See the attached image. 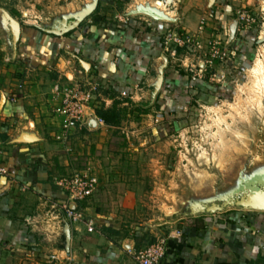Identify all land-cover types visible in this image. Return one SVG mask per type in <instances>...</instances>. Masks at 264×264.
Segmentation results:
<instances>
[{
	"label": "crops",
	"instance_id": "0c3cea01",
	"mask_svg": "<svg viewBox=\"0 0 264 264\" xmlns=\"http://www.w3.org/2000/svg\"><path fill=\"white\" fill-rule=\"evenodd\" d=\"M36 1L50 3L42 19L28 0H0V165L6 171L0 175V264H52L54 254L77 264H139L133 252L149 244L139 248L143 232L123 233L115 222L99 220L102 215L97 229L88 231L85 216L76 224L64 217L67 195L55 179L75 169L71 140L106 124L89 120L67 141L56 140L57 87L92 81L94 107H111L124 94L159 104L172 95L174 105L185 80L182 72H173L174 57L164 39L171 25L184 35L198 21H178L175 10H156L155 0L132 12L156 11L160 19L142 12V22L131 18L126 24L117 17L131 8L120 13L114 0ZM106 181L97 177V191L106 192ZM84 201L77 203L82 213ZM165 238L163 264H264V210L182 214ZM56 243L64 247L46 249Z\"/></svg>",
	"mask_w": 264,
	"mask_h": 264
},
{
	"label": "rangeland",
	"instance_id": "374dc122",
	"mask_svg": "<svg viewBox=\"0 0 264 264\" xmlns=\"http://www.w3.org/2000/svg\"><path fill=\"white\" fill-rule=\"evenodd\" d=\"M28 1L44 18L50 3ZM150 1L114 0L113 9L131 8L122 17L137 22L144 9L132 11ZM153 6L166 9L157 0ZM169 9L178 21H198L184 34V46L167 44L173 72L185 80L175 104L172 95L159 104L124 94L115 100L122 110L117 125L71 140L77 155L69 174L88 170L107 180L106 192L96 187L84 201L85 222L97 229L102 215L99 220L115 222L123 233L143 232L139 248L166 240L182 214L238 208L251 194L264 195V0H176ZM38 15L33 20L40 24Z\"/></svg>",
	"mask_w": 264,
	"mask_h": 264
},
{
	"label": "built area",
	"instance_id": "2783aa9c",
	"mask_svg": "<svg viewBox=\"0 0 264 264\" xmlns=\"http://www.w3.org/2000/svg\"><path fill=\"white\" fill-rule=\"evenodd\" d=\"M159 1L166 8L174 5L173 0H157V2ZM123 17L117 18L123 24L131 22V18ZM240 17L243 20L245 19L244 16ZM246 19L248 20V18ZM169 42H173L176 46H184L187 40L183 34L169 29L164 43L167 45ZM57 91L59 93V101L55 107V113L60 117V133L55 136L56 140L67 141L72 130L82 128L89 123V120H94L104 125V121L95 113L94 96L97 92V85L95 83L86 80L62 84L57 87ZM10 100L15 102L16 98L12 97ZM5 173V169L0 165V175ZM55 184L59 189L65 191L67 195L68 202L61 205V210L64 213L66 221H69L71 224L84 221V215L78 209L77 203L88 199L93 194L97 187L95 175L90 174L88 170H83L78 173L60 176L55 179ZM87 230H93L92 222L87 223ZM133 256L139 264H163L165 239L157 238L146 247L135 250ZM49 262L52 264H77L72 262L68 257L60 258L56 254L50 256Z\"/></svg>",
	"mask_w": 264,
	"mask_h": 264
},
{
	"label": "trees",
	"instance_id": "16d2710c",
	"mask_svg": "<svg viewBox=\"0 0 264 264\" xmlns=\"http://www.w3.org/2000/svg\"><path fill=\"white\" fill-rule=\"evenodd\" d=\"M96 101H97V96L95 95L94 102L96 103ZM121 111L122 110L116 107L115 101L111 107L106 108L102 105L101 107L96 106L95 109L96 115L99 118H101L106 125L109 126H115L119 123ZM154 241L155 240H153L151 243H153Z\"/></svg>",
	"mask_w": 264,
	"mask_h": 264
},
{
	"label": "water",
	"instance_id": "95a60500",
	"mask_svg": "<svg viewBox=\"0 0 264 264\" xmlns=\"http://www.w3.org/2000/svg\"><path fill=\"white\" fill-rule=\"evenodd\" d=\"M144 13L150 15L152 18L155 19H160L161 15H159L156 11H148V10H144ZM259 194V193H258ZM260 197V198H259ZM256 198V199H255ZM258 199L262 200V201H258ZM240 207H243L245 209H252V210H264V195L260 196H255V194H251L247 200L241 202L238 204ZM216 209H222V207L219 206H215V207H211V209H208L209 211H214ZM67 234L68 231H66Z\"/></svg>",
	"mask_w": 264,
	"mask_h": 264
}]
</instances>
